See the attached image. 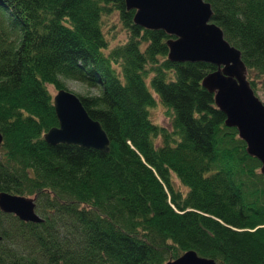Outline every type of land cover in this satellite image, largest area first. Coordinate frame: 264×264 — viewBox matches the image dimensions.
<instances>
[{"label":"trees","instance_id":"1","mask_svg":"<svg viewBox=\"0 0 264 264\" xmlns=\"http://www.w3.org/2000/svg\"><path fill=\"white\" fill-rule=\"evenodd\" d=\"M205 1L264 88V0ZM113 13L127 37L109 46ZM133 14L125 0H0V192L34 197L42 217L0 210V264H164L189 249L264 264V174L201 85L215 66L170 61V35ZM64 78L99 89L77 96L108 152L44 140L58 123L48 85Z\"/></svg>","mask_w":264,"mask_h":264},{"label":"water","instance_id":"2","mask_svg":"<svg viewBox=\"0 0 264 264\" xmlns=\"http://www.w3.org/2000/svg\"><path fill=\"white\" fill-rule=\"evenodd\" d=\"M134 9L133 22L145 28L162 29L170 61H203L215 68L201 80L214 95V103L225 115L224 124L237 129L246 152L260 161L264 174V102L254 93L246 79V67L240 51L229 43L223 31L211 18L210 4L205 0H125ZM57 125L43 134L52 145L75 144L109 151V139L101 124L91 118L77 94L66 88L52 96ZM2 135L0 133V145ZM0 210L20 220L40 222L35 198L0 192ZM164 264H217L189 249Z\"/></svg>","mask_w":264,"mask_h":264},{"label":"rangeland","instance_id":"3","mask_svg":"<svg viewBox=\"0 0 264 264\" xmlns=\"http://www.w3.org/2000/svg\"><path fill=\"white\" fill-rule=\"evenodd\" d=\"M103 31L108 38L109 46H113L118 42L123 41L127 37V32L121 25L116 13L104 18ZM66 89L75 94H98L99 89L97 87L88 86L82 82L73 79H63ZM255 90L256 95L263 101L264 100V88L259 86ZM48 90L53 95L55 89L48 85ZM150 118L153 122L158 123L162 126L168 127L170 122V116L166 111V107L163 106L159 101L149 109Z\"/></svg>","mask_w":264,"mask_h":264}]
</instances>
